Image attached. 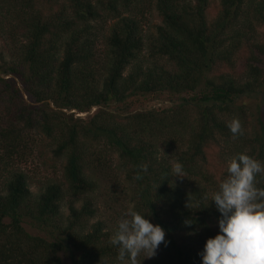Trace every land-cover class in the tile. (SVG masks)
I'll return each instance as SVG.
<instances>
[{
	"label": "trees",
	"instance_id": "trees-1",
	"mask_svg": "<svg viewBox=\"0 0 264 264\" xmlns=\"http://www.w3.org/2000/svg\"><path fill=\"white\" fill-rule=\"evenodd\" d=\"M151 7L160 24L147 35ZM10 29L20 40L0 49V264H120L102 223H88L106 171L166 232L141 264H202L229 159L264 163V0H0V36ZM160 93L176 103L128 111L130 98ZM251 96L256 112L237 104ZM45 145L63 159L61 183L25 171ZM177 162L184 178L170 175Z\"/></svg>",
	"mask_w": 264,
	"mask_h": 264
},
{
	"label": "clouds",
	"instance_id": "clouds-1",
	"mask_svg": "<svg viewBox=\"0 0 264 264\" xmlns=\"http://www.w3.org/2000/svg\"><path fill=\"white\" fill-rule=\"evenodd\" d=\"M227 127L233 138L243 134L238 118L231 119ZM170 175L184 178L183 165L175 163ZM258 175H264L260 160L246 153L229 159L227 176L210 199L221 214L219 233L205 241L202 264H264V188L257 187ZM185 206L192 209L189 202ZM145 216L130 208L117 221L110 243L117 247L120 264H141V256L153 258L161 244L166 246L165 230ZM194 222L183 221L185 226Z\"/></svg>",
	"mask_w": 264,
	"mask_h": 264
},
{
	"label": "rangeland",
	"instance_id": "rangeland-1",
	"mask_svg": "<svg viewBox=\"0 0 264 264\" xmlns=\"http://www.w3.org/2000/svg\"><path fill=\"white\" fill-rule=\"evenodd\" d=\"M94 2V0H91ZM37 6V5H36ZM45 10V6L38 5L34 9L42 11ZM145 16L146 20V34H152L154 32V27L160 24V18L154 11L153 7H151ZM105 22V23H104ZM110 23V20L100 19L98 20L97 26H101L106 29V26ZM102 34H106L105 30L101 31ZM12 38L16 40L19 39L18 33L16 31L10 29V31L2 36H0V49L3 52H6L10 49L14 42ZM176 103V97L174 95H170L168 93H160L156 95H146L139 96L135 98H130L127 100L128 111H138V110H158L164 107H168ZM238 105L246 106L250 111L256 112L261 109L260 99L257 97H248L243 99L242 101L237 103ZM94 109L90 111V113L84 114H74V117H79L84 119L87 115L91 114ZM46 144V141H45ZM35 152L40 151L42 153V157H37L35 154L31 156V164L26 166V173L32 177V180H43V178H49L51 180H56L61 183V169L63 164V159H55L51 156L48 151V147L45 145L44 147L33 148ZM114 159V158H113ZM112 166L115 165V162L112 161ZM52 169L54 170V174H52ZM109 174V181L107 184L101 185V188L98 190L96 194V205H95V214L94 217L88 221L89 224L95 222H101L103 225V231L107 232L109 238L112 237L113 232L117 229V221L121 218V216L131 208V204L129 203L128 191L126 190V185L124 181V176L121 172H110L106 171ZM113 173H117L114 175ZM114 176L117 179L118 186L116 188H112V181H114ZM110 184V185H109ZM30 191L35 193L37 191L36 185L32 183L30 185ZM63 212L65 213L66 209L63 206ZM25 231H27L30 235L44 237V234L39 233L38 231L30 228L26 224L23 225ZM192 243L196 245L194 239H192ZM60 259L62 264H71L70 260L63 254H60ZM143 260V256H141ZM144 260H150L144 259ZM143 260V261H144ZM146 262V261H144Z\"/></svg>",
	"mask_w": 264,
	"mask_h": 264
}]
</instances>
